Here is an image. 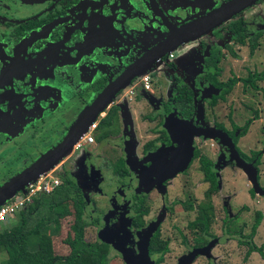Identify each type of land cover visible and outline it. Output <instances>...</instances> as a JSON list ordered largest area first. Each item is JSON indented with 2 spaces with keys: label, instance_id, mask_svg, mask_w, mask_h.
<instances>
[{
  "label": "flooded vegetation",
  "instance_id": "obj_1",
  "mask_svg": "<svg viewBox=\"0 0 264 264\" xmlns=\"http://www.w3.org/2000/svg\"><path fill=\"white\" fill-rule=\"evenodd\" d=\"M230 1L213 0L212 7L198 10L193 7L200 0H0V171L11 167L0 175V185L57 146L83 110L111 84H125L115 86L119 89L108 97L68 152L51 163L48 169L54 168L50 171L62 175L55 187L65 181L73 185L70 192L83 201L84 211V195L67 171L71 170L74 161L91 163L101 150L102 156L95 164H88L89 170L94 166L88 179L93 180L91 184L96 183L97 190L103 185L104 191L117 183L116 198L121 203L118 211L132 214L129 224L133 228L142 226L144 217L154 211L153 204L157 200L166 213L177 212L179 206V211L189 216L186 229L195 230L196 236L202 239L214 240L210 227L216 221L217 198L226 195L228 199L223 207L222 220L229 227V235L236 236L231 227L234 217L228 209L236 190L228 191L227 188L240 174L248 179V171L237 165L227 144L217 138L205 137L201 130L224 133L239 159L245 164H253L252 150H243L237 143L258 119V114L240 126L236 119L241 114L234 106L224 112V108L231 104L232 93L239 82L236 74L226 76L223 68L227 56L235 61L238 58L234 46L246 51L247 61L248 55L257 49L261 33L257 31L248 36L245 15L264 0L252 1L219 24L190 35L186 41L172 38L173 27L191 22ZM180 3L191 10V16L175 21L173 14L181 7ZM223 25L225 32H219L217 29ZM198 39L197 50L184 56L183 47ZM177 42L180 43L176 47L167 49ZM206 42L207 49L201 55L200 45H206ZM149 52L154 56L153 62L138 69L130 80L116 82L122 72ZM198 56H202L200 64ZM244 70L247 75L243 79L247 80L248 75L259 73L249 72L248 68ZM140 72H148L151 82L160 84L158 98L163 95L162 102L153 100L150 93L155 90L149 88L151 85L141 87L138 82ZM231 79L235 83L222 93ZM242 80L241 89L248 97V89L253 88L248 82L242 84ZM165 85L169 89L166 90ZM243 107L248 112V104ZM127 113L132 119V136L137 145L132 143L128 133L125 134L123 119ZM137 115L141 123L136 122ZM165 120H169L167 125L165 122L167 127L164 126ZM157 124L160 125L157 129L147 128ZM142 125L147 133L140 128ZM244 127L246 129L241 134ZM197 130L199 133L193 134ZM88 133L92 139L84 142L83 137ZM190 134H193L191 150ZM233 137L237 138L236 142ZM203 138L214 140V148H205L199 141ZM80 148L82 151L77 153ZM105 148L113 154L104 153ZM189 150L191 154L185 162ZM256 152L260 157L264 153L262 149ZM255 167L259 183L258 165ZM47 170L38 176L46 174ZM107 174L113 180L110 181ZM124 179L132 183L119 186ZM205 185L206 190L199 195L198 190ZM250 190L249 182L242 197L246 195L247 201L258 197ZM29 204H25L22 210L26 211ZM205 204H210V212L204 229L196 220ZM241 206L247 211V202ZM116 214L112 217L116 218ZM83 220L84 228L98 223L94 220L90 224L84 217ZM155 238L166 242V251L161 257L159 253H149L150 240ZM247 241L248 235L244 241L240 240L245 246L244 261L248 260ZM213 242L209 252L211 257L204 256L211 262H214L211 251L215 245L226 243H221L218 238ZM143 243L136 244L137 249ZM252 244L250 241L249 245ZM202 245L200 242L196 247ZM146 250L152 264L159 259L156 264H160L168 252L167 241L160 238L158 229L148 236ZM198 256L203 255H197L193 261Z\"/></svg>",
  "mask_w": 264,
  "mask_h": 264
},
{
  "label": "rangeland",
  "instance_id": "obj_2",
  "mask_svg": "<svg viewBox=\"0 0 264 264\" xmlns=\"http://www.w3.org/2000/svg\"><path fill=\"white\" fill-rule=\"evenodd\" d=\"M213 0H200L198 5L193 7V9L201 10L202 8H210L212 7ZM187 5V4H186ZM179 8H177L174 11V19L175 21L179 20V18H190L191 10H187L182 6V3H180ZM187 10V11H186ZM190 15V16H189ZM247 20V33L248 36L253 34L254 32L259 31L261 33L260 38L257 42V49L255 52L250 56L248 55V61L246 60V51L243 48H237L234 46L235 50L237 51L238 58L233 60L230 56L226 57L224 69H226V76L227 75H233L236 74L238 77V84L235 87V91H233L231 96V104L224 108V112L227 110V108H230L231 106L235 107V111L239 112L241 115L236 119V122L238 125L242 126L245 122H247V119L250 120L251 118H255L256 114H258V119L254 120L253 123L250 125L251 128H248L247 134L238 139V145L243 150H252V152H256L260 149H262V145L264 144V81H257L255 82L259 88L256 90L248 89V97L245 94L244 91L241 89V80L246 77L247 73H245L244 69L248 68L249 72H261L264 71V2L255 6L254 8L250 9L246 15ZM225 26L223 25L219 29H217L219 32L224 31L225 32ZM217 32V31H215ZM209 34V33H208ZM214 34V33H212ZM227 34V33H225ZM227 37L229 35L227 34ZM205 38V37H204ZM199 42V39L193 42H190L187 44L183 50L184 56L187 57L188 52L192 53L197 50L199 45L197 44ZM206 45H200L201 46V55L203 54L202 51L204 49H207L208 42L205 43ZM223 48L222 46L220 47ZM192 51V52H191ZM176 53V52H174ZM199 59L198 63H201V57L198 56ZM195 61V59H194ZM234 71L231 72V69ZM234 72V73H233ZM148 76L146 84H148L150 87L155 90V93L152 94L153 100L160 103L163 101V95L159 99L158 97L161 95L159 93L161 87L160 84H154V82H151V79H149L148 72H144L141 74V76L138 78V82L142 85L143 88V81L142 78ZM151 82V83H150ZM159 82V81H155ZM165 89H169L168 85L164 86ZM259 89V90H258ZM166 91H164V94ZM146 95H149L148 93ZM244 104H248V112L243 107ZM255 110L256 112H254ZM255 116V117H254ZM124 118V117H123ZM168 119V118H167ZM136 122H140V118L137 115ZM164 121V126H165ZM169 120L167 121L168 124ZM205 122H208V120H205ZM123 125L125 128V134L128 133L130 139L132 140V143L134 145H137L136 141L134 140L132 134V119L131 116L127 113L125 118L123 119ZM160 125H150L147 128L149 130L157 129ZM167 127V126H165ZM144 133H147L148 131L146 129H143V125L140 127ZM140 129V130H141ZM127 131V132H126ZM199 141H202V144L207 149L214 148L215 141L210 140L208 138L199 139ZM105 143H109L105 142ZM201 144V143H200ZM210 147V148H209ZM106 148L108 145H106ZM105 148V149H106ZM96 149V147L94 148ZM190 150H191V144H190ZM189 150L188 157L185 159V162L188 160L191 151ZM82 151L80 148L77 150V153ZM110 150L106 149V151H103L106 154H113L109 152ZM135 152V150H134ZM81 152L80 154H82ZM130 154L133 155V151H130ZM96 158L91 161V163L81 161H74L72 162V168L71 170H68L67 173L69 176L74 180V183L78 185L80 190L82 191L84 195V201H85V207L83 211V217L85 221H90L91 224L94 220H96L98 223L94 224L87 228H84L83 230V236L86 241L89 242H102L108 252L109 260L108 264H126L122 256L112 248L110 243L104 242L100 239H98V233L102 230H106L107 233H109L113 240L115 241L116 237H124L125 241L123 242L121 248H128L131 251L132 256L137 257L139 256V250L137 249L136 244L143 243L148 236L153 232L155 229L159 230V236L161 239H164L167 241L168 245V252L164 255L163 260L160 264H180L181 261L188 256L190 253H194V258L197 255H203L198 256L196 260L191 262L190 264H264V246L260 247L262 244H264V196H254L252 199L246 198V195L244 198L245 190L247 187H249V180L243 175L240 174L237 177L233 178L234 184L229 186L230 188L227 190H236V195L231 198L232 201H230L231 206H229L230 215L234 217L233 224L231 225L232 231L234 230L236 233V236H230L231 233H229V227H226L224 225L222 220V212L224 204H227V196L221 195V198H217L219 201L217 202L215 206V216L216 221L214 224H212V227H210L211 234L214 236V240L209 239V237H204L203 239L199 236H196L197 232L193 229H186V222L187 217L183 212H180V207L177 206V212L173 213H166L164 210L160 207V202L157 200L155 201V204H153L154 211L150 212L147 216L144 217L145 222L143 221V224L140 228L136 229L133 228L129 222L132 218V214L128 215L126 212H119L118 208L121 207V203L117 202V183H113L110 188H106V191L102 190L103 185L98 187V190L96 189V183L91 184L93 180L88 179L89 175H92L91 170L93 167H90V170L88 169V164L94 165L95 162L98 160L100 156H102L101 150L98 154H96ZM115 156L117 157V154L115 153ZM111 160V159H110ZM114 160V159H113ZM112 161V160H111ZM55 167V166H54ZM11 167L8 166L4 170L0 171V175L6 173L8 170H10ZM48 169L46 173L50 175V177L56 178L58 181H61L62 175L59 176L57 174H54V172L50 171L53 170ZM238 169V168H237ZM241 169V168H240ZM238 169V170H240ZM242 170V169H241ZM258 170H259V184L263 187L264 186V153L261 154L260 162L258 164ZM245 174V173H244ZM107 178L111 180V175L107 174ZM247 177V176H246ZM115 182V181H114ZM132 183V181H129V179H124L121 181V185L126 187V183ZM207 188V185L203 187L202 189L198 190V194L201 195L203 191H205ZM20 191V190H19ZM17 191V192H19ZM16 192V193H17ZM128 198V197H127ZM125 198V199H127ZM129 201V198L127 199V203ZM229 202V201H228ZM245 202L248 203L247 211L242 208L241 205H244ZM153 203V202H152ZM69 208V211L71 215H67L66 217L61 218L59 221V229L56 232L55 235L51 236V242H52V249L54 254L62 256L67 253L68 247L64 244L63 239L65 238L66 234L70 232V227L73 221V213L71 211V206L69 203H66V208ZM256 210H260L262 212V217L260 219V222L258 223L255 233L252 236V238H249L248 236V245L250 244V241L253 242V246L255 249L253 252H251L248 256V260H243V255L245 251L244 244H241L240 240L244 241L247 235L250 232V226L254 222V213ZM20 211H23L22 209ZM19 211L15 212L6 222V226L9 225L11 222H16L18 220L17 213ZM115 212H119L116 214ZM116 214V218L112 215ZM232 217V218H233ZM101 222V223H99ZM100 224V225H99ZM106 228V229H105ZM239 232L241 236L239 237ZM230 234V235H229ZM226 235L229 237L226 239ZM220 240L221 243L226 242L225 240H228L225 244H216L215 247L211 251V255L214 258V262L208 261L205 257H211L210 252V246L213 241L217 240V238ZM208 240V241H207ZM212 240V241H211ZM239 240V241H238ZM247 240V239H246ZM203 243L201 247L199 246ZM199 244V245H198ZM115 252H113L112 250ZM205 256V257H204ZM193 258V259H194ZM2 261V260H1ZM0 261V262H1ZM153 262V260H151Z\"/></svg>",
  "mask_w": 264,
  "mask_h": 264
},
{
  "label": "trees",
  "instance_id": "obj_3",
  "mask_svg": "<svg viewBox=\"0 0 264 264\" xmlns=\"http://www.w3.org/2000/svg\"><path fill=\"white\" fill-rule=\"evenodd\" d=\"M257 80H264V72L248 75V80L243 79L242 84L246 85L248 82L251 88L257 89L255 85ZM234 83L235 80L231 79L222 93L227 92ZM188 99L190 98L188 97ZM245 129V127L242 129L241 134L244 133ZM236 140L237 138L233 137V141L236 142ZM262 150L264 151V144ZM252 156L254 158L253 165L257 166L260 153L253 152ZM66 182L53 188L48 194H40L34 197L26 211L19 210L16 222H11L7 226L5 224L0 226V251L6 255L0 264H108L109 256L106 246L102 242L85 240L83 236L85 222L82 217L84 203L79 198L72 196L70 187L74 188V186ZM250 193L253 195L252 190ZM66 203L71 206L73 221L70 232L63 239L64 244L68 247L67 253L59 256L53 252L51 236L58 231L61 218L71 215L69 208H66ZM202 210L203 212H200L196 223H200L205 229L210 204L202 206ZM254 216L249 237L254 235L261 219L260 211H255ZM263 246L264 244L260 247ZM260 247L257 248L260 250ZM257 248L248 245L246 256H249ZM148 249L149 253H159L161 257L166 251V242L156 238L151 239Z\"/></svg>",
  "mask_w": 264,
  "mask_h": 264
},
{
  "label": "water",
  "instance_id": "obj_4",
  "mask_svg": "<svg viewBox=\"0 0 264 264\" xmlns=\"http://www.w3.org/2000/svg\"><path fill=\"white\" fill-rule=\"evenodd\" d=\"M254 0H232L226 5H221L216 9L196 18L195 20L185 23L178 27H173L172 29V38L178 37V41L184 40L186 41L190 35L207 29L208 27L219 24L220 22L226 20L236 11L241 10L245 5H249ZM182 42V41H181ZM180 42L172 44L174 46H170L167 49L171 50L173 47H176ZM154 56L149 52L145 58H141L137 61L132 67H130L125 72H122L115 80L117 83L126 82L130 80L134 75H136V71L138 69H143L147 66L148 63L153 62L155 59ZM144 72H140L139 74H143ZM121 84H111L109 88L104 90L100 95H98L93 102H91L88 107H86L78 120L68 129L67 133L60 141V143L55 146L50 151L46 152L42 157L38 158L31 165L24 168L22 171L11 177L9 180L5 181L0 185V205L6 201L8 198L13 196L17 191H23V188L29 183L33 181L38 174L47 170L53 161L58 160L60 157L64 156L73 142L84 132V128L88 126V124L95 118L96 114L101 110L103 104L106 102L110 95H113L119 88H115ZM125 84H122L123 86ZM167 125V121H166ZM199 130L194 132L193 134H198ZM201 133L205 137L209 138H217L221 143L227 144L230 147L231 155L233 159H235L237 165L246 169L248 171V180L250 182L251 188L254 194L258 196H264V188L260 187L257 181V170L256 167L252 163L245 164L239 157L237 156L233 144L230 139L222 132L219 131H203ZM189 145L191 142V136ZM195 134V135H196ZM98 238L104 242L110 243L112 248L116 250L124 259L126 264H152L151 260L147 256L146 244L147 239L144 243L139 247V256L134 257L131 254V251L128 248H121L120 245L123 244L125 239H121L118 237L115 241L108 235L107 231L102 230L98 233ZM195 252L190 253L186 256L180 264H190L193 261V256Z\"/></svg>",
  "mask_w": 264,
  "mask_h": 264
},
{
  "label": "built area",
  "instance_id": "obj_5",
  "mask_svg": "<svg viewBox=\"0 0 264 264\" xmlns=\"http://www.w3.org/2000/svg\"><path fill=\"white\" fill-rule=\"evenodd\" d=\"M148 76L142 78L143 87L147 88L146 84ZM93 127V125H92ZM91 135L88 133L83 137L84 142L91 141ZM58 183V180L54 177H50L48 173L41 174L33 181L27 183L23 191L15 193L0 205V226L6 224L7 220L22 207L31 203L34 196L41 192L51 191Z\"/></svg>",
  "mask_w": 264,
  "mask_h": 264
},
{
  "label": "crops",
  "instance_id": "obj_6",
  "mask_svg": "<svg viewBox=\"0 0 264 264\" xmlns=\"http://www.w3.org/2000/svg\"><path fill=\"white\" fill-rule=\"evenodd\" d=\"M6 257L5 253L0 251V261Z\"/></svg>",
  "mask_w": 264,
  "mask_h": 264
}]
</instances>
